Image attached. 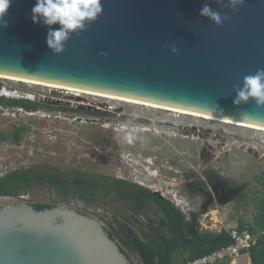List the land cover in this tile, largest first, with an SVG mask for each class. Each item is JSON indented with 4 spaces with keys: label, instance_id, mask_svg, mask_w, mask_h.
I'll return each mask as SVG.
<instances>
[{
    "label": "water",
    "instance_id": "obj_1",
    "mask_svg": "<svg viewBox=\"0 0 264 264\" xmlns=\"http://www.w3.org/2000/svg\"><path fill=\"white\" fill-rule=\"evenodd\" d=\"M35 3L12 0L8 25L0 27V74L264 127V107L254 99L232 102L243 78L264 68V0L236 9L228 0H102L103 13L72 33L60 54L47 45L48 26L32 20ZM205 3L222 24L199 14ZM242 190H224L218 202L230 203ZM133 263L99 219L73 207L0 208V264Z\"/></svg>",
    "mask_w": 264,
    "mask_h": 264
},
{
    "label": "rangeland",
    "instance_id": "obj_2",
    "mask_svg": "<svg viewBox=\"0 0 264 264\" xmlns=\"http://www.w3.org/2000/svg\"><path fill=\"white\" fill-rule=\"evenodd\" d=\"M3 86L20 91L14 98L36 94L40 107L34 115L23 116L18 107L0 103V176L26 168L66 178L80 175L89 181L98 174L110 175L159 190L187 220L199 212L201 230L221 231L237 226L240 218L251 220L255 197L262 194L256 176L264 170L263 130L0 78ZM18 128L24 131L15 142ZM130 130L137 137L131 145L123 139ZM212 175L225 185H241L244 198L214 203L203 213L206 196L192 192L189 184L198 180L211 189ZM34 203L73 207L97 219L104 213V204L98 201L62 198L41 185L21 196H0V208ZM153 208L152 214L157 210ZM125 249L133 262L141 263L137 254ZM174 259L181 263L179 251ZM228 262L251 264L248 253Z\"/></svg>",
    "mask_w": 264,
    "mask_h": 264
},
{
    "label": "trees",
    "instance_id": "obj_3",
    "mask_svg": "<svg viewBox=\"0 0 264 264\" xmlns=\"http://www.w3.org/2000/svg\"><path fill=\"white\" fill-rule=\"evenodd\" d=\"M0 103L12 107H24L28 110H38L40 107L39 102L4 99L2 97H0ZM23 131V128L16 130L15 142L20 141ZM212 177L213 175L210 176V180ZM256 179L261 186L262 194L255 197V210L251 215V220L246 221L240 218L238 230L241 232L248 230L256 236L255 244L245 253H248L251 264H264V170L257 174ZM120 184H125L129 198L138 199L137 191L141 186L130 182L123 183L119 178L112 176L98 174V178L89 181L88 178L80 175L66 178L60 174L42 173L34 168H26L0 176V196H21L23 192L29 193L34 186L41 185L54 189L62 198L89 201L92 186H117ZM232 185L237 186L239 184L233 183ZM196 186L206 188L207 184L198 180L189 184L192 192H198ZM113 188L107 187V189ZM244 196L245 193H242L236 199L244 198ZM154 200L157 205L155 225L148 224L149 232L146 236L119 239V242L124 245H121L124 251L127 247L139 256L141 263L134 262L133 264H178L174 259V255L178 251L181 254L180 264H188L190 260L212 253L234 242L230 230L226 228L221 231L201 230L198 221L199 212H193L192 217L187 220L184 212L171 201L161 200L157 197H154ZM33 206L43 210L57 205L34 203ZM194 220H196L195 223ZM110 235L114 238L112 233ZM213 264H229V262L219 261Z\"/></svg>",
    "mask_w": 264,
    "mask_h": 264
},
{
    "label": "clouds",
    "instance_id": "obj_4",
    "mask_svg": "<svg viewBox=\"0 0 264 264\" xmlns=\"http://www.w3.org/2000/svg\"><path fill=\"white\" fill-rule=\"evenodd\" d=\"M217 2L223 3V0H217ZM11 3L12 0H0V27L8 25L5 17ZM244 3L245 0H228L225 6L236 9ZM102 13V0H36L32 8V20L34 23L48 26L47 45L53 53L60 54L65 50L66 42L71 38L72 33L84 31L87 23L95 21ZM199 14L208 17L217 25L222 24L225 19L208 3L203 4ZM57 24L59 28L52 27ZM178 51L175 44L171 45L172 53L175 54ZM27 96L25 99H13L39 101L35 97L30 99ZM251 99L255 100L258 107H264V68L258 69L254 75H247L243 78V85L237 86V94L232 102L239 106L242 103H248ZM123 139L126 143L133 144L137 139L135 131L125 132Z\"/></svg>",
    "mask_w": 264,
    "mask_h": 264
},
{
    "label": "flooded vegetation",
    "instance_id": "obj_5",
    "mask_svg": "<svg viewBox=\"0 0 264 264\" xmlns=\"http://www.w3.org/2000/svg\"><path fill=\"white\" fill-rule=\"evenodd\" d=\"M105 176L109 177L110 175ZM95 178H98V175ZM119 179L122 180L123 183L129 182L122 178ZM217 180L213 177L211 178V189H208L209 184H207L206 188H203L202 186H196L198 193L206 196V201L208 199L207 193L209 191H213L215 186H218V196H216L215 192L213 191L215 194L213 204L219 203L218 199L222 196L224 190L241 187V185H225L223 182ZM124 185L125 184H120L117 186H92L91 194H89L90 200L88 202L98 201L99 203L104 204V213L100 214L101 218L99 220L104 224L107 231L112 233L113 237L117 240L134 237H145L147 232H149L148 224H153L156 218V211L154 214H152V210H154L153 206L157 207L154 197H157L161 200H170L165 195H162L159 190L152 192L143 186H141V188L137 191L138 199L132 200L129 198V196H127L128 192L126 191V187ZM109 186L114 188L107 189ZM238 197L239 195L234 199ZM148 214H152V217ZM195 222L196 220H194V223ZM119 243L122 245L121 242Z\"/></svg>",
    "mask_w": 264,
    "mask_h": 264
},
{
    "label": "built area",
    "instance_id": "obj_6",
    "mask_svg": "<svg viewBox=\"0 0 264 264\" xmlns=\"http://www.w3.org/2000/svg\"><path fill=\"white\" fill-rule=\"evenodd\" d=\"M35 95L33 93H28L27 97L34 99ZM14 96L19 97L20 91L11 90L6 86L0 88V97L13 99ZM18 109L21 111L19 113L23 116L34 115V112H36L35 110H28L24 107H18ZM228 230H230L232 238L234 239L232 244L215 250L212 253L190 260L188 264H213L219 261H228L229 259L237 260L243 254H246L245 251L251 248V246L256 242V236L254 234L248 230H244L242 232L239 231L238 225Z\"/></svg>",
    "mask_w": 264,
    "mask_h": 264
},
{
    "label": "bare ground",
    "instance_id": "obj_7",
    "mask_svg": "<svg viewBox=\"0 0 264 264\" xmlns=\"http://www.w3.org/2000/svg\"><path fill=\"white\" fill-rule=\"evenodd\" d=\"M0 78L6 79V80L18 81V82L31 83V84H34V85H42V86H46V87H54L53 89H55V88L68 89L70 91H74L75 93L76 92L77 93L80 92V93H83V94L96 95V96H100V97H105V98L125 101V102L133 103V104L146 105V106L159 108V109H163V110H167V111L180 112V113L188 114V115H191V116H200V117H204V118H207V119H210V120H213V121L231 123V124H234V125L245 126V127H250V128H254V129H258V130H263L264 131V127L258 126V125H253V124L239 122V121L230 120V119L219 118V117L212 116V115L201 114V113H197V112H192V111L177 109V108H173V107H168V106H163V105H158V104L138 101V100H134V99H129V98H124V97H119V96L99 93V92H95V91H90V90H85V89H80V88H75V87H70V86H65V85H59V84H54V83L42 82V81H37V80H31V79H26V78L14 77V76H9V75H3V74H0ZM14 97H17V96H14ZM212 215H213V219L214 220H218L216 212L213 211Z\"/></svg>",
    "mask_w": 264,
    "mask_h": 264
}]
</instances>
